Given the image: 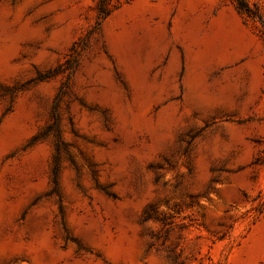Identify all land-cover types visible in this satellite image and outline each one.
<instances>
[{
  "label": "rangeland",
  "instance_id": "obj_1",
  "mask_svg": "<svg viewBox=\"0 0 264 264\" xmlns=\"http://www.w3.org/2000/svg\"><path fill=\"white\" fill-rule=\"evenodd\" d=\"M0 0V264H264V0Z\"/></svg>",
  "mask_w": 264,
  "mask_h": 264
},
{
  "label": "trees",
  "instance_id": "obj_2",
  "mask_svg": "<svg viewBox=\"0 0 264 264\" xmlns=\"http://www.w3.org/2000/svg\"><path fill=\"white\" fill-rule=\"evenodd\" d=\"M238 8L239 12L249 14L250 9L245 4L244 0H233Z\"/></svg>",
  "mask_w": 264,
  "mask_h": 264
}]
</instances>
